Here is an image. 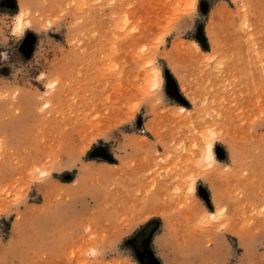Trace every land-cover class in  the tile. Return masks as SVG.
<instances>
[{"label":"rangeland","instance_id":"obj_1","mask_svg":"<svg viewBox=\"0 0 264 264\" xmlns=\"http://www.w3.org/2000/svg\"><path fill=\"white\" fill-rule=\"evenodd\" d=\"M6 1L0 264H264V0Z\"/></svg>","mask_w":264,"mask_h":264},{"label":"snow or ice","instance_id":"obj_2","mask_svg":"<svg viewBox=\"0 0 264 264\" xmlns=\"http://www.w3.org/2000/svg\"><path fill=\"white\" fill-rule=\"evenodd\" d=\"M189 8L192 9L193 11L196 8V4H195V0H192V2L189 5ZM191 14V13H189ZM24 17H25V13L21 12L17 17H16V21H15V28H14V34L16 35H22L23 31L25 29V26L29 27L30 25H25L24 23ZM50 26V25H49ZM133 32L136 31L135 28L132 29ZM152 62L149 61V64H151ZM153 79L150 81V86H151V90L155 91L158 90L162 84V80H161V74L159 72L158 69H153ZM49 88H53L55 87L54 84H49L48 85ZM151 93H148V95H150ZM45 108L48 107V105H44ZM136 107V106H134ZM180 111H183V109H181ZM212 139H214V137L210 138L208 141V149H209V156L208 158L211 159V149H212ZM48 173L47 172H40V176L43 178L45 176H47ZM191 183H192V187H189L188 191L189 193H192L195 190V183H196V178L192 177L191 178ZM224 211H226L225 209H220L218 212H216L215 214H212L211 216H209L207 213L205 214V216L201 219V223H205L208 220H212L215 221L218 219L219 216L223 215Z\"/></svg>","mask_w":264,"mask_h":264},{"label":"bare ground","instance_id":"obj_3","mask_svg":"<svg viewBox=\"0 0 264 264\" xmlns=\"http://www.w3.org/2000/svg\"><path fill=\"white\" fill-rule=\"evenodd\" d=\"M197 2V0H195V3ZM21 12H24L25 13V17H24V22H25V24L26 25H30L31 26V24H32V20L29 18V15H28V11L27 10H21L19 13H17L16 14V17L21 13ZM15 17V18H16ZM14 28H15V26H14ZM27 28V27H26ZM25 28V29H26ZM24 29V30H25ZM195 45L197 46V48H200L199 47V44L197 43V42H195ZM158 69V68H156V67H153V69ZM152 69V70H153ZM159 70V69H158ZM149 72V71H148ZM159 72H160V70H159ZM152 73H153V71L151 72L150 71V73H148V75H147V81H149L150 82V80L153 78V75H152ZM160 74H161V72H160ZM145 79V80H146ZM55 80H57V79H55ZM161 80L163 81V76H162V74H161ZM146 81V82H147ZM58 83V81L56 82V81H51L50 82V84H54V85H56ZM47 105V104H46ZM179 110H181V109H183V111H181L180 112V114H182V112H183V115L184 114H187L188 113V109H187V107H185V106H179V108H178ZM189 111H190V109H189ZM186 112V113H185ZM208 141V140H207ZM215 148V147H214ZM202 152V151H201ZM201 152H199V153H201ZM214 153H215V157H216V152H215V149H214ZM200 157H201V154H199V159H200ZM199 159H198V161H199ZM216 160H217V157H216ZM163 184L164 183H161L159 186L157 185V191H158V193H157V196H154V197H159L160 195V193L163 191ZM193 185H191V187H192ZM194 187H196V186H194ZM161 191V192H160ZM151 199V198H150ZM162 199V198H161ZM162 203V202H161ZM148 204V203H147ZM151 204V203H150ZM157 205H158V201L156 200V201H153L152 202V204L150 205V206H148L149 207V214H153V213H156V214H159V215H164L165 214V210L162 208V205L163 204H160V208L159 207H157ZM208 214L211 216L212 214H215L214 212H208Z\"/></svg>","mask_w":264,"mask_h":264},{"label":"clouds","instance_id":"obj_4","mask_svg":"<svg viewBox=\"0 0 264 264\" xmlns=\"http://www.w3.org/2000/svg\"><path fill=\"white\" fill-rule=\"evenodd\" d=\"M26 27L27 26H25V28ZM208 141L205 142V145L202 149L201 157L199 159V166L201 168L212 169L215 167V164L217 162L216 157H215V153H214V144L216 141H214V139H212V141H211V143H212V149H211V153H210L211 159L208 158V156H209Z\"/></svg>","mask_w":264,"mask_h":264},{"label":"flooded vegetation","instance_id":"obj_5","mask_svg":"<svg viewBox=\"0 0 264 264\" xmlns=\"http://www.w3.org/2000/svg\"><path fill=\"white\" fill-rule=\"evenodd\" d=\"M6 2L8 3V0ZM31 37L32 36H29L26 39V41L24 42V45L25 46L26 45H30L32 43V40H34V38H31ZM145 243L146 242L144 241V244ZM136 251H137V253L140 254L139 256H140V259H141L142 263H144V264H150V262H149V252L146 250V246H143V245L137 246Z\"/></svg>","mask_w":264,"mask_h":264},{"label":"water","instance_id":"obj_6","mask_svg":"<svg viewBox=\"0 0 264 264\" xmlns=\"http://www.w3.org/2000/svg\"><path fill=\"white\" fill-rule=\"evenodd\" d=\"M198 40L204 45L206 46V38L204 36L203 33H199L198 36H197ZM168 90L169 92L174 95L178 100H180L181 102L185 103V100L183 99V97H181V95L179 94V91H178V87L176 85L175 82H170L169 83V86H168Z\"/></svg>","mask_w":264,"mask_h":264}]
</instances>
